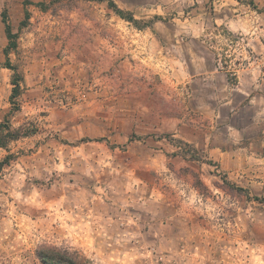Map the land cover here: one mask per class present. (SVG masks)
<instances>
[{
	"label": "rangeland",
	"instance_id": "rangeland-1",
	"mask_svg": "<svg viewBox=\"0 0 264 264\" xmlns=\"http://www.w3.org/2000/svg\"><path fill=\"white\" fill-rule=\"evenodd\" d=\"M112 1L0 0V264H264V0Z\"/></svg>",
	"mask_w": 264,
	"mask_h": 264
},
{
	"label": "trees",
	"instance_id": "trees-1",
	"mask_svg": "<svg viewBox=\"0 0 264 264\" xmlns=\"http://www.w3.org/2000/svg\"><path fill=\"white\" fill-rule=\"evenodd\" d=\"M85 1H106V0H85ZM109 6L123 19H125L126 21L132 23L133 25H135L136 27H138V29H144L145 26H143L140 21H137L132 15H128L126 13H124L122 10H120L119 8H117V6L115 5V3L112 0H107ZM26 4H29V2H26ZM39 6H42L41 4H38ZM252 7H256L254 6V4H251ZM30 18V14L29 12L26 10L25 12V21H23L21 23L22 26H24L25 24H27V21ZM2 22L5 26V32H6V36L8 38L9 45L5 50V54L6 56L9 55V51L12 49L16 48L15 43L13 42V40L16 38L15 34L12 33V28L10 26V24L8 23V15L7 12L4 11L2 14ZM147 27V26H146ZM9 60H7V65H9ZM19 81L20 78L18 76H15L14 79L12 80V83L14 85V89H13V94H12V99L14 97H16L19 93V89H20V85H19ZM0 133H2V127H0ZM12 139L16 138V136H13V134H8ZM0 146L5 147L6 143L4 141V139L0 138ZM39 256L42 259V262L44 264H80V261L76 258H72L70 257L69 259H65V258H59L55 256H49V255H45V254H39Z\"/></svg>",
	"mask_w": 264,
	"mask_h": 264
}]
</instances>
